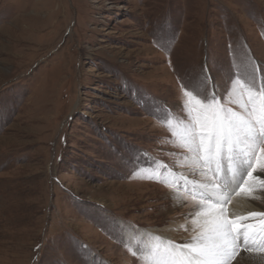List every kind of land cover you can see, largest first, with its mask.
Wrapping results in <instances>:
<instances>
[{"label":"rangeland","instance_id":"374dc122","mask_svg":"<svg viewBox=\"0 0 264 264\" xmlns=\"http://www.w3.org/2000/svg\"><path fill=\"white\" fill-rule=\"evenodd\" d=\"M244 65L264 76V0H0V264H143L132 226L183 244L196 202L146 177H201L162 120L201 77L240 111Z\"/></svg>","mask_w":264,"mask_h":264},{"label":"snow or ice","instance_id":"6c2138e0","mask_svg":"<svg viewBox=\"0 0 264 264\" xmlns=\"http://www.w3.org/2000/svg\"><path fill=\"white\" fill-rule=\"evenodd\" d=\"M243 68V73L238 68L236 78L230 74L225 82L228 102L240 111L220 102L218 97L223 96L215 83L213 91L205 94L206 79L201 77L190 90L183 86L187 99L175 116L162 120L175 146L190 153L185 163L201 179L177 175L163 163L155 177L146 178L172 188L171 198L178 206H183L181 198L186 196L196 202L191 213L195 235L183 244L155 237L158 243L141 247L144 237L132 226V236L121 242L133 256L142 257L143 264H264V210L237 216L227 207L233 193L255 199L257 188L264 189V178L255 175L264 173V76L259 75V67ZM173 120L178 131L171 128ZM159 169L173 171V183L160 179Z\"/></svg>","mask_w":264,"mask_h":264},{"label":"bare ground","instance_id":"6f19581e","mask_svg":"<svg viewBox=\"0 0 264 264\" xmlns=\"http://www.w3.org/2000/svg\"><path fill=\"white\" fill-rule=\"evenodd\" d=\"M250 197L247 193H241L237 196H235V198H233V200L231 201L230 204H228V210L231 214H235L237 216H241V215H245L248 212H253L254 210H256L255 207H253L251 205V202L249 201ZM188 221H191L192 224V218L191 219H185L183 218L181 220V225L184 226V231L185 233H187L188 235H190L189 237H186L185 239L183 238V235H177L175 236L174 234L171 235L172 237H177L179 240H184L185 242L190 240L191 237L193 235H195V233L193 232V224L190 225V227H186V223ZM190 224V223H188ZM182 238V239H181ZM182 241V242H184ZM244 256L247 257V253H244ZM233 264H235V262H233Z\"/></svg>","mask_w":264,"mask_h":264}]
</instances>
